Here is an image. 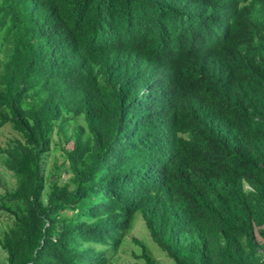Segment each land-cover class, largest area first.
<instances>
[{"label":"trees","instance_id":"16d2710c","mask_svg":"<svg viewBox=\"0 0 264 264\" xmlns=\"http://www.w3.org/2000/svg\"><path fill=\"white\" fill-rule=\"evenodd\" d=\"M6 124L0 264H264V0H0Z\"/></svg>","mask_w":264,"mask_h":264},{"label":"rangeland","instance_id":"374dc122","mask_svg":"<svg viewBox=\"0 0 264 264\" xmlns=\"http://www.w3.org/2000/svg\"><path fill=\"white\" fill-rule=\"evenodd\" d=\"M81 118V117H80ZM78 124H83V120L78 119ZM69 134L72 133L73 124H70ZM17 136L16 131L11 125L6 124L0 127V148L5 146L8 139ZM63 138L61 135L53 134V141L51 150L45 159V173L49 178L50 169L54 166L55 162L60 164L63 161V155L61 147L64 146ZM66 148L71 147V143L65 145ZM60 178L62 181L66 180V175L60 172ZM50 180H54V177H50ZM15 178L11 175L1 162L0 156V194L3 193L5 187H14ZM11 224V218L3 212H0V233L2 230L7 229ZM137 241H135V240ZM143 247L156 259L158 264H174L172 260L165 254V252L152 240L147 228L141 217L136 216L131 230L126 234L121 246L118 250L110 255L109 264H135L143 262L142 259L137 258L143 251ZM5 253L0 248V262L4 259Z\"/></svg>","mask_w":264,"mask_h":264}]
</instances>
